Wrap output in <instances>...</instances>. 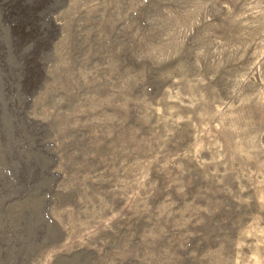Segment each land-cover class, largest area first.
I'll return each mask as SVG.
<instances>
[{
    "label": "rangeland",
    "instance_id": "obj_1",
    "mask_svg": "<svg viewBox=\"0 0 264 264\" xmlns=\"http://www.w3.org/2000/svg\"><path fill=\"white\" fill-rule=\"evenodd\" d=\"M0 264H264V0H0Z\"/></svg>",
    "mask_w": 264,
    "mask_h": 264
}]
</instances>
